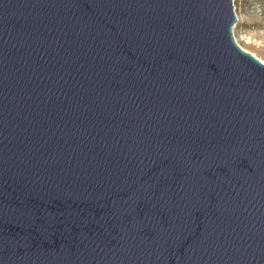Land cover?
Here are the masks:
<instances>
[{
  "label": "water",
  "instance_id": "water-1",
  "mask_svg": "<svg viewBox=\"0 0 264 264\" xmlns=\"http://www.w3.org/2000/svg\"><path fill=\"white\" fill-rule=\"evenodd\" d=\"M232 0H0V264H264V62Z\"/></svg>",
  "mask_w": 264,
  "mask_h": 264
},
{
  "label": "rangeland",
  "instance_id": "rangeland-1",
  "mask_svg": "<svg viewBox=\"0 0 264 264\" xmlns=\"http://www.w3.org/2000/svg\"><path fill=\"white\" fill-rule=\"evenodd\" d=\"M232 4L234 41L264 62V0H232Z\"/></svg>",
  "mask_w": 264,
  "mask_h": 264
}]
</instances>
